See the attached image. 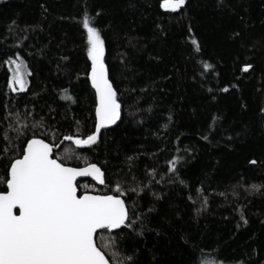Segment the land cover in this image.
<instances>
[{"label":"trees","instance_id":"1","mask_svg":"<svg viewBox=\"0 0 264 264\" xmlns=\"http://www.w3.org/2000/svg\"><path fill=\"white\" fill-rule=\"evenodd\" d=\"M162 3L0 0V178L28 139H44L66 166L102 170L105 184L78 182L80 193L120 185L130 219L141 217L97 233L110 264H264V0ZM85 15L122 114L77 147L64 137L95 131ZM17 55L23 92L8 87Z\"/></svg>","mask_w":264,"mask_h":264},{"label":"snow or ice","instance_id":"2","mask_svg":"<svg viewBox=\"0 0 264 264\" xmlns=\"http://www.w3.org/2000/svg\"><path fill=\"white\" fill-rule=\"evenodd\" d=\"M185 4L186 0H163L161 7L175 12ZM82 27L87 37V58L91 62L88 78L95 90V131L83 138L65 136L64 139L77 147H90L97 143L101 129L121 120L122 105L109 79L100 31L87 15ZM192 43L197 45L198 52L197 41ZM10 62L15 64V69L8 87L12 92H23L26 84L23 65L15 60ZM212 67L203 64L205 71ZM252 67L245 64L241 70L246 73ZM223 91L227 92L228 88ZM62 99L71 101L72 97ZM15 130L20 132V129ZM177 163L178 160L170 161L169 171L175 173ZM83 176H91L99 184H105L103 173L96 164L84 168L68 167L59 158H53V147L44 139L33 137L26 141L20 154L11 159L4 177L0 178V185H4L0 190V264H110L103 248L97 246V232L135 230L141 217L130 219L129 209L121 199L124 192L120 185L115 188L120 195L80 193L77 178ZM130 260L131 257H126L125 261H114L113 264H126Z\"/></svg>","mask_w":264,"mask_h":264},{"label":"rangeland","instance_id":"3","mask_svg":"<svg viewBox=\"0 0 264 264\" xmlns=\"http://www.w3.org/2000/svg\"><path fill=\"white\" fill-rule=\"evenodd\" d=\"M164 9H165V8H164ZM166 10H167V9H166ZM170 11H171V10H170ZM15 61H16L17 63H21V64L23 65V67H22V72H23V74H24V79H25V81H26V84H25V89H26L27 86H28V75H29V70H28V68H27V66H26V63H25L21 58H19V59H15ZM14 69H15V64L12 63L10 79H11V77H12V74H13Z\"/></svg>","mask_w":264,"mask_h":264},{"label":"water","instance_id":"4","mask_svg":"<svg viewBox=\"0 0 264 264\" xmlns=\"http://www.w3.org/2000/svg\"><path fill=\"white\" fill-rule=\"evenodd\" d=\"M94 92H95V90H94ZM112 126V125H111ZM109 127V126H108ZM90 165V164H89ZM66 166V165H65ZM86 166H88V165H86ZM86 166H83V167H80V168H84V167H86ZM68 167H71V166H68ZM99 167V166H98ZM76 168V167H75ZM101 172H102V170H101ZM103 173V172H102ZM103 177H104V174H103ZM86 180H88V181H91V182H93L94 184H96L97 186H103V185H101V184H99L96 180H94L91 176H83V177H78L77 178V183L78 182H81V181H86ZM90 194H93V193H90ZM14 211H17L18 212V210H14ZM119 229H115V230H112L111 232H116V231H118ZM100 231H102V230H99L97 233H99ZM97 235V234H96ZM96 238V237H95Z\"/></svg>","mask_w":264,"mask_h":264}]
</instances>
